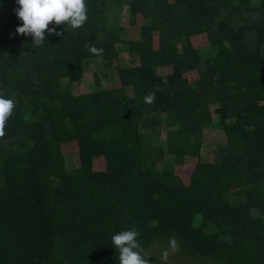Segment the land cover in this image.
<instances>
[{
  "label": "trees",
  "instance_id": "1",
  "mask_svg": "<svg viewBox=\"0 0 264 264\" xmlns=\"http://www.w3.org/2000/svg\"><path fill=\"white\" fill-rule=\"evenodd\" d=\"M86 4L81 28L60 25L61 35L36 46L16 33V0H0V95L16 104L0 138V264H119L111 238L133 227L144 249L175 237L188 259L264 264V0ZM124 9L129 26L143 22L136 41L120 36ZM201 36L219 49L214 72L194 59ZM122 53L136 59L117 69L118 87L96 80L73 92L87 66ZM203 106H215V122L183 124ZM161 121L165 153L150 136ZM208 129L224 143L200 162ZM71 143L74 168L64 152ZM186 163L183 184L174 168Z\"/></svg>",
  "mask_w": 264,
  "mask_h": 264
},
{
  "label": "rangeland",
  "instance_id": "2",
  "mask_svg": "<svg viewBox=\"0 0 264 264\" xmlns=\"http://www.w3.org/2000/svg\"><path fill=\"white\" fill-rule=\"evenodd\" d=\"M170 2L173 0H169ZM119 25L124 29V32L120 35L126 40L136 41L139 38V28L142 26L143 22L141 18L137 19V25L135 27L129 26L128 10L124 9L120 16H118ZM156 42V40H155ZM192 46L194 47V59L201 60L206 64V68L209 72H214L219 65V52L218 48L209 47L205 37H198L192 40ZM136 59L135 56H131L127 53H122L119 55V59L113 63L105 64H91L85 69L84 79L80 84H71L74 93H82L90 91L89 88L95 87V81H98L103 88H115L118 87L117 69L130 66V60ZM171 73L170 69H164L161 72L162 76L169 75ZM196 79V73H192L188 76V81L192 82ZM158 93L157 96H160ZM215 106H203V107H191L189 115L185 117L182 122L184 125H195L201 122H215L216 115L214 113ZM156 129L150 133V136L154 139L153 144L162 148V152L165 153L164 148V138H165V125L161 121L156 127ZM152 140V139H151ZM199 143V161L200 162H210L217 158L219 150L223 146L224 136L219 130H202L200 136L198 137ZM64 152L67 160V165L69 168H74L78 165L77 158V145L71 143L64 146ZM162 153V155H164ZM160 163L156 161L155 166ZM192 163H186L183 165L176 166L174 168V174L179 177L183 184L188 183L189 175L192 169ZM102 168V161L96 160L94 162V169L100 170ZM14 176L12 174L7 175L8 180H12ZM166 247L164 244H160ZM152 254L149 257L150 264H161L160 261V247H152L145 249ZM206 260V259H205ZM204 262L203 259H188L180 256L178 253L170 256L168 264H212Z\"/></svg>",
  "mask_w": 264,
  "mask_h": 264
},
{
  "label": "clouds",
  "instance_id": "3",
  "mask_svg": "<svg viewBox=\"0 0 264 264\" xmlns=\"http://www.w3.org/2000/svg\"><path fill=\"white\" fill-rule=\"evenodd\" d=\"M19 8L16 15L22 26L16 28V33L33 38V45L40 46L46 41L47 35H61L56 27L67 25L72 29L81 28L88 19L86 0H16ZM50 24L54 25L50 27ZM89 51L97 56L103 55V49L95 45L89 46ZM155 92L145 96L144 102H155ZM16 104L14 99L0 95V138L6 135L7 121L13 115ZM140 232L135 228L120 231L112 236V245L119 253V264H150L152 254L140 244ZM154 247H160L161 264H168L170 256L180 251V243L175 237L168 240L167 247L159 242Z\"/></svg>",
  "mask_w": 264,
  "mask_h": 264
}]
</instances>
